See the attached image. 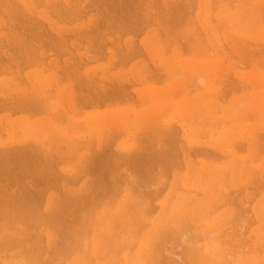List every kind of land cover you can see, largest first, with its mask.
I'll list each match as a JSON object with an SVG mask.
<instances>
[{
    "label": "bare ground",
    "instance_id": "obj_1",
    "mask_svg": "<svg viewBox=\"0 0 264 264\" xmlns=\"http://www.w3.org/2000/svg\"><path fill=\"white\" fill-rule=\"evenodd\" d=\"M0 264H264V0H0Z\"/></svg>",
    "mask_w": 264,
    "mask_h": 264
},
{
    "label": "rangeland",
    "instance_id": "obj_2",
    "mask_svg": "<svg viewBox=\"0 0 264 264\" xmlns=\"http://www.w3.org/2000/svg\"><path fill=\"white\" fill-rule=\"evenodd\" d=\"M115 130H116V129H112L111 131H112V132H116Z\"/></svg>",
    "mask_w": 264,
    "mask_h": 264
}]
</instances>
